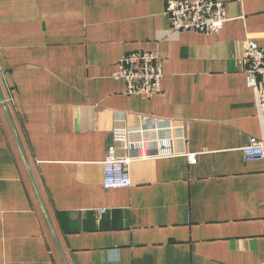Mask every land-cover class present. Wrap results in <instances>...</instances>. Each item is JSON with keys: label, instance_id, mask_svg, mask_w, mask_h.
Returning a JSON list of instances; mask_svg holds the SVG:
<instances>
[{"label": "crops", "instance_id": "1", "mask_svg": "<svg viewBox=\"0 0 264 264\" xmlns=\"http://www.w3.org/2000/svg\"><path fill=\"white\" fill-rule=\"evenodd\" d=\"M218 1L205 35L174 31L164 0H0V264H264V162L243 154L264 110L242 63L264 0ZM134 52L163 62L154 97L114 77ZM157 119L197 163L135 160L106 190L111 133Z\"/></svg>", "mask_w": 264, "mask_h": 264}, {"label": "built area", "instance_id": "2", "mask_svg": "<svg viewBox=\"0 0 264 264\" xmlns=\"http://www.w3.org/2000/svg\"><path fill=\"white\" fill-rule=\"evenodd\" d=\"M164 4L165 16L176 32L219 34L227 22L225 3L218 0H164ZM242 63L246 67L249 87L257 91L258 105L264 110V48L254 41L246 43ZM114 77L125 83L126 94L154 97L161 92L163 62L150 53H130L121 58ZM249 142L243 150L245 159L250 163L264 162V137ZM186 145L184 125L166 120H153L137 129H114L103 162L104 188L131 187L129 168L135 160L182 155L191 165L196 164L197 155L187 153Z\"/></svg>", "mask_w": 264, "mask_h": 264}, {"label": "rangeland", "instance_id": "3", "mask_svg": "<svg viewBox=\"0 0 264 264\" xmlns=\"http://www.w3.org/2000/svg\"><path fill=\"white\" fill-rule=\"evenodd\" d=\"M160 93V92H159Z\"/></svg>", "mask_w": 264, "mask_h": 264}]
</instances>
